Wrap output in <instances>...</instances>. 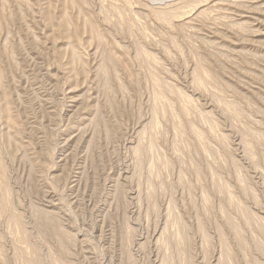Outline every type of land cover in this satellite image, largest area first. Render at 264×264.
I'll use <instances>...</instances> for the list:
<instances>
[{"label":"rangeland","instance_id":"374dc122","mask_svg":"<svg viewBox=\"0 0 264 264\" xmlns=\"http://www.w3.org/2000/svg\"><path fill=\"white\" fill-rule=\"evenodd\" d=\"M0 264H264V0H0Z\"/></svg>","mask_w":264,"mask_h":264}]
</instances>
